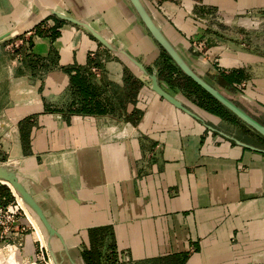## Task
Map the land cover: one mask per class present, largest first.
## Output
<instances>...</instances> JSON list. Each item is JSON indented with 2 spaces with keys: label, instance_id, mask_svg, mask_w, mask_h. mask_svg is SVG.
Masks as SVG:
<instances>
[{
  "label": "crops",
  "instance_id": "crops-1",
  "mask_svg": "<svg viewBox=\"0 0 264 264\" xmlns=\"http://www.w3.org/2000/svg\"><path fill=\"white\" fill-rule=\"evenodd\" d=\"M148 1L180 51L202 30L186 4L264 10V0ZM46 8L89 21L146 67L161 51L126 0H0V36L41 21L13 40L11 53L4 48L11 40L0 42V162L63 236L62 264H264V153L175 108L83 28L47 20ZM225 44L204 57L217 69L247 68L238 88L246 100L234 101L249 112L264 109V48ZM90 52L105 57V76L76 86ZM126 70L141 81L133 102L125 98ZM88 84L92 112L80 110ZM212 120L206 124L264 148ZM34 239L26 240L30 256Z\"/></svg>",
  "mask_w": 264,
  "mask_h": 264
},
{
  "label": "water",
  "instance_id": "water-1",
  "mask_svg": "<svg viewBox=\"0 0 264 264\" xmlns=\"http://www.w3.org/2000/svg\"><path fill=\"white\" fill-rule=\"evenodd\" d=\"M126 1L128 2L133 16L138 19L142 28L148 33L149 37L155 42L160 51H164L167 54V56L170 58V61L180 70L183 75L188 77L192 82L205 90L216 101H218L222 106H224L234 116H236L241 122L264 138L263 108H260L257 111L249 112L239 106L234 100L239 99L242 102H245L246 99L243 93L236 87L220 85L219 70L209 63L203 54L197 53L196 49L191 47L190 42L189 46L185 45L186 47H183L182 51H180L177 45L172 42L164 33L163 28L156 18L154 10L152 9L148 0ZM46 10L49 15H53L60 20L70 22L83 28L109 53L134 69L137 74L143 76L148 81L150 89L175 108L185 112L196 120H199L204 125H206L208 129L216 131L223 137L232 140L235 144L264 153V148L257 147L242 141L233 132H227L223 129H218L212 125L206 124V121L212 122V119H219L220 117L199 107L179 90H172L165 81L159 79L155 67H151L152 71L149 72L147 67L137 58L131 55L119 42H116L114 39L100 32L89 21L78 16L66 14L53 8H46ZM40 22L41 21L32 24L30 28L33 29ZM29 30H10L0 36V42L13 40ZM196 67L200 71L196 70ZM0 180L7 181L11 184L14 192L20 197L22 203L35 219L43 235V239L52 264H62L61 252H66L67 249L63 236L46 218L41 206L18 179L12 167L1 162ZM59 247L61 248L60 250Z\"/></svg>",
  "mask_w": 264,
  "mask_h": 264
},
{
  "label": "rangeland",
  "instance_id": "rangeland-1",
  "mask_svg": "<svg viewBox=\"0 0 264 264\" xmlns=\"http://www.w3.org/2000/svg\"><path fill=\"white\" fill-rule=\"evenodd\" d=\"M186 5H188L189 7L187 16L190 17L194 22L202 24V30L192 34L189 39L190 44H192V41H194L195 45L200 48V51H197V53L208 56L207 51L210 46H221L222 44L224 45L225 40H229L232 44L243 42V44H245L248 48L256 50H261L260 46L264 48V10L253 9L249 7L236 10L233 7H231L230 9L228 7H220L218 4L210 5L203 4L202 2L197 1L191 2ZM51 18L54 17L50 15L47 20ZM251 22H253V24ZM254 31H258L260 35L257 36ZM17 38L13 40H17ZM13 40H11L10 42H13ZM10 42H6L4 45V48L8 53L14 51L12 50V43ZM228 45L225 44V46H223L227 48V52H235L233 45ZM191 47L193 46L191 45ZM101 54L102 52L100 53V55ZM221 54L222 51L219 53V55ZM97 56L98 55L96 54V57ZM108 56L110 57L111 55ZM96 57H93L92 61L88 63V68L90 71L91 67L97 68L98 71V75L92 74L93 79L105 76V57H103L102 55L100 57L104 59H96ZM90 58L92 57L90 56ZM156 65H159L162 68V75L164 77H167L168 79L178 84H182L185 82V76L182 73L165 67L162 59H159V57L156 59L153 66L155 67ZM218 69L222 75L229 77L230 80L234 82L235 87L239 89L245 88L246 80L248 79L246 75L248 74L247 68L241 69L231 66H219ZM92 73L94 72L92 71ZM1 184L7 186L4 181H2ZM29 215H31L30 212ZM109 258L110 260H112L111 256H109Z\"/></svg>",
  "mask_w": 264,
  "mask_h": 264
},
{
  "label": "trees",
  "instance_id": "trees-1",
  "mask_svg": "<svg viewBox=\"0 0 264 264\" xmlns=\"http://www.w3.org/2000/svg\"><path fill=\"white\" fill-rule=\"evenodd\" d=\"M39 24H37V26ZM159 59H162L165 67H167L171 70H175V71L180 72V70L170 61V58L167 56V54L164 51L160 52ZM90 61H92V58L89 57L88 63ZM155 68L157 70L159 79H162L163 81H165L172 90H179L188 99H190L193 103H195L199 107L205 109L206 111H208L214 115H217L222 120L227 121L234 126H237L242 131L243 134H246L248 137L253 138L256 141L255 144H259L261 146H264V138L261 135H259L257 132L250 129L248 126H246L236 116H234L229 110H227L224 106H222L218 101H216L205 90H203L198 85H196L194 82H192L188 77H186L184 75L185 76V82L182 84H178V83H175L172 80L168 79L167 77H164L162 75V68L159 65H156ZM147 70L149 72H151L152 68L147 67ZM85 71H86V74H84L82 76L83 80H81V79L80 80H78V79L73 80L74 83L76 84V86H82V82H84L86 80L88 81V77L90 75H92V73L90 72V70L88 68V64L86 65ZM124 81H125V88L127 90L125 92V98L127 97L126 95L128 94L130 101L133 102L135 95H136V92L141 85V81H140V79L135 77L128 70H126ZM219 83L222 86L235 87L234 82H232L229 77L222 75L221 72L219 75ZM89 86L90 85L88 84V85H86V87L84 89H82V91H83L82 94H83L84 100H83V106L80 107L81 111L92 112V110H96V108H92L93 104L89 103L91 100V98L89 96L92 95L89 92V90H90ZM95 106H97V105H95ZM1 196H4L5 200H11L13 198L9 187L0 183V197ZM0 202H4V201L3 200L1 201V198H0Z\"/></svg>",
  "mask_w": 264,
  "mask_h": 264
},
{
  "label": "built area",
  "instance_id": "built-area-1",
  "mask_svg": "<svg viewBox=\"0 0 264 264\" xmlns=\"http://www.w3.org/2000/svg\"><path fill=\"white\" fill-rule=\"evenodd\" d=\"M191 45L196 51H200L194 41ZM17 46L16 42H12V50ZM89 55L92 59L96 57L95 52H90ZM97 57L96 59H101L100 56ZM90 72L98 75L95 67H91ZM11 193V200L0 202V264H52L45 243L36 237V230L28 213L13 191ZM0 198L1 201L5 199L4 196ZM30 234L35 238L32 256L25 251Z\"/></svg>",
  "mask_w": 264,
  "mask_h": 264
},
{
  "label": "bare ground",
  "instance_id": "bare-ground-1",
  "mask_svg": "<svg viewBox=\"0 0 264 264\" xmlns=\"http://www.w3.org/2000/svg\"><path fill=\"white\" fill-rule=\"evenodd\" d=\"M1 182L2 181H4V180H0ZM10 188H11V190L13 191V193L17 196V194L14 192V190H13V188H12V186H11V184L9 183V182H7V181H4ZM17 198H18V200L20 201V203H22V201H21V199H20V197L19 196H17ZM22 205H23V207H24V209L26 210V212L28 213V216H29V218H30V215H29V212H28V210H27V208L25 207V205L22 203ZM39 238V237H38ZM40 239V238H39ZM41 240V239H40ZM42 241V243L44 242L43 240H41ZM45 243V242H44Z\"/></svg>",
  "mask_w": 264,
  "mask_h": 264
}]
</instances>
